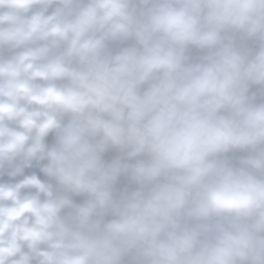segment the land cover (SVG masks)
<instances>
[{"label": "clouds", "instance_id": "obj_1", "mask_svg": "<svg viewBox=\"0 0 264 264\" xmlns=\"http://www.w3.org/2000/svg\"><path fill=\"white\" fill-rule=\"evenodd\" d=\"M0 264H264V0H0Z\"/></svg>", "mask_w": 264, "mask_h": 264}]
</instances>
